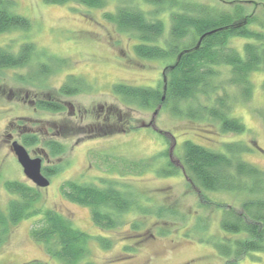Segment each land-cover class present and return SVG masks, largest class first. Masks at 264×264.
<instances>
[{
    "label": "rangeland",
    "instance_id": "rangeland-1",
    "mask_svg": "<svg viewBox=\"0 0 264 264\" xmlns=\"http://www.w3.org/2000/svg\"><path fill=\"white\" fill-rule=\"evenodd\" d=\"M11 1L12 11L29 19L31 25L28 29L14 28L1 33L0 47L15 52L21 43L32 42L38 50L64 59L66 64L33 84L17 80L19 75L27 76L30 67L0 71V210L5 211L9 199L15 197L4 189L5 181L34 186L25 177L10 143L16 140L22 144L23 134L36 133L40 139L53 138L66 148L59 158L45 155L40 143L24 145L31 157L42 158V166L65 163L58 173L48 177L49 185L40 188L41 201L37 204L56 210L69 218L75 228L92 236L88 258L91 264H224L225 259L214 247V242L225 238L219 225L222 208L214 203H222L223 210L228 206L239 210L246 195L198 188L182 171L181 145L184 140H191L224 151V144L240 143L249 149L240 158L264 171V65L250 73L252 91L247 99L239 89L228 85L229 67H216V84L222 89L218 93L226 94L229 115L243 123V133L222 132L215 120L174 115L169 107L160 108L154 115L152 109L126 107L112 93V87H156L167 62L136 56L135 35L120 30L103 16L123 5L142 10L148 19L163 22L164 33L159 40L162 43L169 34L170 14L177 8L168 7L167 3L158 7L143 0H105L103 7L73 2L56 5L44 0ZM176 1L203 3L222 10L229 9L228 3L234 0ZM245 5L264 24V1ZM250 28L264 31L259 22ZM251 41L232 37L228 45L242 53L243 45ZM67 75L84 79L90 85L89 91L71 96L57 94ZM45 98L59 101L64 110L37 108L35 102ZM200 101L206 102L203 96ZM106 116L112 117L107 125L103 123ZM149 122L151 126H142ZM123 123L136 128L101 136ZM136 162L145 163L146 168L138 172L134 169ZM162 170H174L175 174L158 173ZM100 178L117 182L123 191H133L140 208L147 211L138 208L121 214L111 230L95 226L89 208L65 199L60 186L64 181L104 186ZM160 207L163 209L158 214ZM33 220L25 219L10 227L6 240L0 244V263L39 260L61 264L50 259L42 245L31 238ZM97 237L108 238L111 247L102 248ZM237 264H264V253L250 252Z\"/></svg>",
    "mask_w": 264,
    "mask_h": 264
},
{
    "label": "trees",
    "instance_id": "trees-1",
    "mask_svg": "<svg viewBox=\"0 0 264 264\" xmlns=\"http://www.w3.org/2000/svg\"><path fill=\"white\" fill-rule=\"evenodd\" d=\"M44 1L56 5L70 2L88 7L105 5V0ZM143 1L158 7L167 3L168 7L177 8L170 14L169 34L162 43L159 40L164 33L163 22L148 19L142 10L125 5L117 6L113 13L107 12L103 17L120 30L135 35L138 40L133 46L136 56L167 62L164 74L156 87L115 84L112 93L120 97L121 102L128 108L157 110L159 106L169 107L174 115L215 120L222 132L243 133V123L229 115L230 106L226 94L218 93L222 89L216 84L219 76L216 67H229L228 85L239 89L244 99L250 96L252 85L249 75L264 65V31L254 30L250 26L256 22L260 26L264 24L258 21L254 11H248L245 4L264 0H234L228 3L231 4L229 9L222 10L189 1ZM12 9L11 0H0V34L14 28L28 29L31 25L29 19L16 14ZM209 31L214 32L206 35L198 44L200 37ZM232 37L252 41L243 45L241 53L229 47L228 42ZM34 59L36 62L32 64ZM65 64L64 59L45 54L32 42L21 43L15 52L9 47H0V71L30 67L27 76H17V80L25 83L33 84L35 80L41 82ZM163 76L166 78L165 82ZM89 86L84 79L67 75L57 89V94L76 95L88 92ZM202 96L205 103L200 101ZM191 103L195 105L192 106ZM35 105L51 112L64 110L62 103L51 98L39 99ZM109 119L106 116L103 123L107 125ZM123 124L126 126L113 127L101 136H111L136 128L127 123ZM92 135L94 134H90ZM21 142L25 146L40 143L45 155L50 157L60 158L66 151L63 143L53 138L40 139L36 133L23 134ZM223 149L224 151L209 149L191 140H184L181 145V164L184 176L202 191L245 193L246 198L241 202L239 210L230 209L229 206L223 210L222 203H214L222 208L219 225L225 235L219 242H214V247L225 259L224 264H237L250 252L264 253V171L240 158L241 154L249 152L244 145L231 142L224 144ZM139 162L134 165L138 172L146 168L145 163L142 165ZM63 164L65 163L61 161L42 166V173L50 177L58 173ZM172 171L174 170H162L158 173L174 175L175 172ZM99 180L104 186L64 181L60 190L63 197L71 203L88 207L92 223L101 230L113 229L117 226L120 215L132 209L147 211L140 208L133 191H123L114 181L103 178ZM3 185L6 192L15 197L9 199L5 211L0 210V244L6 240L11 226L33 218L30 236L42 245L50 259L61 264H91L88 258L92 236L75 228L69 218L56 210L43 209L38 205L41 201L40 189L21 181L8 180ZM162 209L163 207L159 208L158 214ZM172 212L171 210L170 213ZM229 234L235 238L226 236ZM97 240L102 248L111 247L108 238L97 237ZM25 264L47 263L33 260Z\"/></svg>",
    "mask_w": 264,
    "mask_h": 264
},
{
    "label": "water",
    "instance_id": "water-1",
    "mask_svg": "<svg viewBox=\"0 0 264 264\" xmlns=\"http://www.w3.org/2000/svg\"><path fill=\"white\" fill-rule=\"evenodd\" d=\"M213 32L214 31H209L203 34L200 37L198 44L206 35H209ZM163 81L164 82L166 81L165 76H163ZM160 108L161 106H159L157 110H155L154 115L157 113V111ZM151 125H152V122H149L148 124H144L142 126L148 127ZM10 148L12 152L14 153L17 159V162L21 166L25 177L29 181H31L34 184V186L38 189L47 187L49 185V179L42 173V158L39 156L31 157V155L28 153L25 146L16 140L11 141Z\"/></svg>",
    "mask_w": 264,
    "mask_h": 264
}]
</instances>
